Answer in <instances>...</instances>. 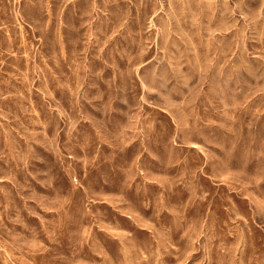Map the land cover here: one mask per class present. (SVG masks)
<instances>
[{
    "label": "rangeland",
    "instance_id": "rangeland-1",
    "mask_svg": "<svg viewBox=\"0 0 264 264\" xmlns=\"http://www.w3.org/2000/svg\"><path fill=\"white\" fill-rule=\"evenodd\" d=\"M0 264H264V0H0Z\"/></svg>",
    "mask_w": 264,
    "mask_h": 264
}]
</instances>
